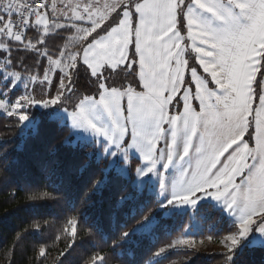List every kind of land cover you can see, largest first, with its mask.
I'll use <instances>...</instances> for the list:
<instances>
[{"label":"snow or ice","instance_id":"6c2138e0","mask_svg":"<svg viewBox=\"0 0 264 264\" xmlns=\"http://www.w3.org/2000/svg\"><path fill=\"white\" fill-rule=\"evenodd\" d=\"M62 3L63 8L58 9L57 0H0V52L7 54L4 70L13 66L11 45L5 41L24 44L25 33L35 29L43 34L37 43L45 44L43 37L49 32L76 27L75 23L69 25L70 21L90 23V27L78 29L80 50L67 56L61 51V59H53L47 47L37 49L31 41L26 46L60 69L58 85H53L46 71L39 90H30L36 76L29 79L15 71L5 74L0 70V117L10 118L8 124L15 136L41 139L47 133L51 137L47 140V151L53 157L49 161L51 167L57 166L54 157L59 146L68 144L73 136L81 141V146L71 153L73 160L84 159V166L93 158L97 163L106 161L101 171L103 179L93 183L90 191H100L109 182V171L114 169L116 175L111 182L117 188L118 199L114 201L113 214L135 199L128 186L119 183L120 177H128L137 187L144 177L156 176L161 195L167 197L163 203L156 201L159 208L187 206L194 212H203L206 209H197V205L211 197L233 217L228 234L218 242L223 249L222 264H236L237 250L251 233L264 238V0ZM105 21L109 23L101 28ZM81 60L90 76L96 78L95 93L83 96L64 82L71 81L66 69L78 70ZM196 62L211 81L198 73ZM137 63L138 72L134 68ZM108 70L117 76L138 75L144 91L124 88L123 84L120 88L108 85ZM186 71L190 73L187 81ZM211 82L218 90L209 88ZM21 85L24 91L17 95ZM178 94L176 102L183 101V112L170 116L169 105ZM125 98L126 115L122 104ZM193 100L199 102V111L192 106ZM254 101H258L255 107ZM33 109L43 111L37 116ZM46 124L57 127L45 128ZM164 124L169 125L168 129L163 128ZM65 130L67 136L63 135ZM55 132L61 134L59 138ZM245 134L254 140L255 147L243 140ZM160 140L165 143L158 148ZM84 148L94 151L83 154ZM130 154L135 155L134 160ZM169 168L179 173L178 179H166ZM245 170L247 176L243 177ZM238 176L243 177L239 184L235 183ZM4 178L0 170V179ZM151 218L152 212H144L136 227L120 230L113 239V249L142 231V226L151 227ZM78 219L67 221L71 242L67 245L69 251L62 254L66 257L75 250ZM258 242L261 241L250 243ZM176 243L195 247L194 240ZM162 252L164 248L156 255ZM40 254L44 255L43 250ZM83 264H109V259L101 250L90 254Z\"/></svg>","mask_w":264,"mask_h":264},{"label":"trees","instance_id":"16d2710c","mask_svg":"<svg viewBox=\"0 0 264 264\" xmlns=\"http://www.w3.org/2000/svg\"><path fill=\"white\" fill-rule=\"evenodd\" d=\"M108 23L109 21H105L101 28L106 27ZM87 27H90V24ZM70 28L65 30L71 31ZM32 33L38 32L32 29L29 35ZM66 34L68 33L60 34L59 30L49 32L45 38L46 42L49 39L59 42L56 51H53L50 45L47 47L49 54L55 56V59H61L58 55L61 51L67 56L80 50L82 42L79 41L77 47L78 42L74 43L75 38ZM6 43L15 45L13 41ZM45 46L37 44L36 47L44 49ZM23 50L33 54L25 56L30 57V64L26 66L27 69L21 71V67L27 63L22 62L23 57H17L15 63L18 64L20 71L18 69L15 71L21 72L22 75L41 77L45 57L39 56V53L32 49ZM77 67L78 70H66L71 76V81L65 79V84L80 96L95 93L96 78L90 76L89 70L86 71L82 60ZM134 68L138 72V63ZM52 73V83L58 85V78L62 77V73L58 70ZM105 75L110 76L106 81L110 86L120 88L123 84L124 88L130 86L137 92L143 91L138 75L120 73L117 76L116 72L111 70L105 72ZM259 78L258 73L256 80ZM187 80L188 76L185 81ZM20 92L19 90L17 95ZM41 111L43 110L38 111V115ZM8 119L10 118L0 117V170L5 176L4 179H0V264H61V262L83 264L90 254L101 250L107 254L109 264H222L223 252L204 250L205 246L201 250L190 246L170 248L172 247L170 245L174 244L173 239L182 237L188 223H192L188 213L173 212L162 215L160 211L154 218L157 219L156 223L148 230L147 225L142 226V231L133 233L120 248L113 249V239L120 230H131L136 227L142 214L144 212L147 214L157 206L155 196L146 192L139 193L129 178L120 177L119 183L126 184L135 199L127 202L113 214L114 201L118 199L117 188L111 182L112 177L116 175L115 171L109 172V182L100 191H90L93 183L103 179L101 171L105 168L106 161L101 160L97 163L93 158L84 166V159L71 158V153L81 145L74 146L68 143L59 146V152L54 157L58 161L57 166L51 167L49 161L53 157L47 151V140L51 137L47 133L41 139L15 136ZM44 127L55 129L57 125L46 124ZM54 134L58 138L61 135L59 132ZM63 135L67 136V130ZM92 151L94 149L84 148L83 154ZM131 159L134 160L135 157ZM134 177L133 174V179ZM197 209H206L195 214L202 228L193 231V227H189L192 232L188 236L211 242L209 236L213 237L212 241H219L223 235L228 234L227 230L231 228V224L220 208H214L205 202ZM74 217L79 218L78 236L74 245L75 250L66 257L62 254L69 251L67 245L71 242V226L67 221ZM165 247L167 251L164 250L160 256L152 258ZM41 250L44 252L43 256L40 254ZM234 260L236 264H264V246L251 247L243 243L237 250Z\"/></svg>","mask_w":264,"mask_h":264},{"label":"rangeland","instance_id":"374dc122","mask_svg":"<svg viewBox=\"0 0 264 264\" xmlns=\"http://www.w3.org/2000/svg\"><path fill=\"white\" fill-rule=\"evenodd\" d=\"M79 1H82V0H79ZM96 1H98V0H95V2ZM89 2H93V0H89ZM115 2V0H106V2H105V0H102V3L101 2H99V4H105V3H107V4H111V3H114ZM57 3H59L58 2V0H57ZM58 7V9H61V8H63V7H60L59 8V6H57ZM48 12L50 13V14H52V12H51V8H49L48 9ZM56 15L57 16H60V13L59 12H57L56 13ZM83 27H87V26H83ZM32 30V29H31ZM183 35H186V29H185V31L182 33ZM30 38V37H29ZM29 43V42H28ZM28 43H26L25 44V46H23V45H21V44H17V45H14V46H11V49H13V50H11V60H12V62H13V66L11 67V68H8L7 70H4V68H3V65H4V57L7 55L6 53H2V52H0V70H3L4 72H5V74L8 72V71H15V70H17L18 69V64H16L15 63V61H16V59H17V57H19V55L20 56H22L23 58H22V62L23 63H27L25 66H22L21 67V71H22V69H27V65L28 64H30V61H29V58H25V56L27 55V54H30V55H33L32 53H29V52H26L25 50H23L22 51V49H30V48H27L26 46L28 45ZM52 43V40L51 39H49L46 43H45V47H48L50 44ZM38 44V43H37ZM38 45H40V44H38ZM37 46V45H36ZM37 49H39L38 47H37ZM31 50V49H30ZM37 52V51H36ZM194 55V54H193ZM45 64V66H44V68H43V70H42V72H41V77H39V76H36L37 77V79H36V81L35 82H32V83H30V86H29V89L31 90L32 89V87L33 88H35L36 90H39V88H40V81L42 80V78H43V75L45 74V72H46V69L48 70L47 71V74H48V76H49V78L51 79V77H52V75H53V71H55V70H60L59 68H56V67H50L51 65H47L46 64V62H44L43 61V65ZM19 70V69H18ZM16 72V71H15ZM19 73V72H18ZM20 74H21V72H20ZM23 76L24 77H26V78H31V76H28V75H25V74H23ZM45 83H47V82H45ZM3 87V81L2 80H0V88H2ZM20 91L21 92H23L24 91V89H23V86L21 85V87H20ZM20 92V93H21ZM19 93V94H20ZM55 93V91L53 90L52 91V95H55L54 94ZM18 94V95H19ZM122 104H123V106H124V108H125V115L127 114V112H126V107H127V99L125 98L123 101H122ZM38 109H33V112L34 113H36L37 114V116H39L38 115ZM69 143H71L72 145H74V146H79V145H81V141H79V140H77L76 139V137L75 136H73V137H70L69 138ZM191 155H193V151H192V154ZM225 156H227V153H225L224 154ZM130 156L131 157H135L134 155H132V154H130ZM221 160L223 161L224 160V157L222 156L221 157ZM141 163H143V161L141 160ZM193 165H195V162H193ZM106 167V166H105ZM218 167H219V165H218ZM111 171H115L114 169H112V170H110L109 172H111ZM123 178H125V179H127L128 177H123ZM135 178V177H134ZM179 178V173L178 172H175V169L174 168H169L168 170H167V177H166V179H168V180H175V179H178ZM159 180L157 179V177L156 176H154V175H150V176H146V177H144V179H143V181L141 182V183H139L138 184V186L136 187L137 188V191L139 192V193H143V192H146L147 194H153L154 196H155V198L157 199V200H160L161 201V203H163L165 200H166V195H161V192H160V187H159ZM205 202H207V203H210L214 208H219V206H221V205H219L216 201H214V200H212L211 199V197H208V198H205V199H203V200H201L200 202H199V204L197 205V208H198V206L200 205V204H202V203H205ZM222 207V206H221ZM161 211V214L162 215H169V214H171V213H173V212H177V213H183V214H185V213H188V215H189V218L192 220V223H188V225H187V227L185 228V230H184V235H182V237H176L175 239H173V240H175L174 241V244H172V245H174V246H172V247H170L171 249H173V247H175V246H178V247H182V246H184V247H188L189 245H187V244H179V243H176L177 241H179V240H183V239H187V240H194L195 241V247H191V248H193V249H196V250H201L202 249V247L203 246H205V248H204V250H209V251H214V252H223V249H222V246L219 244V242L218 241H212V240H210L211 242H209L207 239H201V238H195V237H193V236H188V234L190 233V232H192V229H190L189 227H193V231L194 230H198V229H201L202 228V225L196 220V218H195V214H196V212H194L193 211V209L192 208H188L187 206H184V207H181V208H170V209H166V210H163V208H159L158 207V205L157 206H155L150 212H152V218H151V226L152 225H154L155 223H156V221H157V219L156 220H154V218L156 217V215H157V213H159ZM227 217H228V219H229V221H230V224L232 225V221H233V217H231V216H229V215H227ZM150 227H148L147 226V230L149 229ZM253 240H257V241H261V242H258V243H250L251 241H253ZM201 241H202V243H201ZM243 243H246L247 245H249V246H251V247H260V246H264V238H261V237H259V235L257 234V233H255V232H253V233H251L250 235H249V237L243 242ZM242 243V244H243ZM164 250L165 251H167V249H166V247L164 248ZM157 253V252H156ZM156 253L152 256V258H155V257H158L157 255H156ZM162 253H164V252H162ZM160 256V255H159Z\"/></svg>","mask_w":264,"mask_h":264},{"label":"crops","instance_id":"0c3cea01","mask_svg":"<svg viewBox=\"0 0 264 264\" xmlns=\"http://www.w3.org/2000/svg\"><path fill=\"white\" fill-rule=\"evenodd\" d=\"M58 2L59 3H57V6H59V8L60 7H63V3H62V0H58ZM83 2V0L82 1H79V0H72V3L73 4H75V3H82ZM96 2H101L102 3V0H98V1H96ZM105 2H106V0H105ZM100 5H104V4H100ZM50 8V7H49ZM52 15L53 14H50L49 13V18H50V21H51V17H52ZM60 22L61 23H64L65 22V20H64V18H63V16H60ZM69 23V25H71L72 23H75V25H76V27H71L69 30H71V31H66L65 29H59L60 30V34L61 33H68V34H66V36H73L75 39H74V43L75 42H78L77 43V47H78V45H79V41L80 40H78V35H80V33H79V31H78V29L79 28H81V27H83V26H87L88 24H90L89 22H87V21H74V22H68ZM59 30H54V31H52V32H50V33H53V32H55V31H59ZM75 33H74V32ZM43 34L42 33H37V34H35V33H32L31 35H29L28 36V38L26 39V41L24 42V45L23 44H21V45H23V46H25V44L26 43H28L29 41H31L32 43H36L37 42V40L42 36ZM30 37V38H29ZM47 36H44L43 38L45 39ZM72 37V38H73ZM7 42V41H6ZM9 43V42H8ZM15 45H17V44H19V43H14ZM37 45V44H36ZM50 46H51V48H53L52 50L53 51H56L57 49V46H59V42L58 41H53L52 40V43L50 44ZM77 51V50H76ZM19 57L21 58L22 56H20L19 55ZM53 59H55V56H53ZM44 62H46V64L47 65H50L49 63H48V60H47V57H45L44 58ZM64 63H66L67 62V60H64L63 61ZM44 66H45V64H44ZM195 66L198 68V73L201 75V76H203V77H206L207 78V80L208 81H211V77L207 74V73H204L203 72V69L199 66V63L198 62H196L195 63ZM50 67H55V66H50ZM55 69V68H54ZM67 70V69H66ZM18 71H20V70H18ZM58 71H60V70H58ZM90 71V70H89ZM258 74V73H257ZM185 79H186V77L188 76V80L190 79V73L189 72H185ZM254 85H255V82L253 83V88H254ZM209 88L210 89H213V90H218L217 89V86L215 85V83L214 82H211V83H209ZM192 90H193V92L195 91V84L193 83L192 84ZM143 91H144V89H143ZM182 92H183V88H181V90H180V94H182ZM165 95H167V93H165ZM179 97V94H178V96H177V98ZM177 98L176 99H174L173 100V102H172V104L171 105H169V108H168V114L171 116V115H178V114H180V113H182L183 112V101H180V103L179 104H177V102H176V100H177ZM191 103H192V106L196 109V111H199V102L198 101H196V100H193V101H191ZM258 104V101H254V104H253V106L255 107L256 105ZM180 105V106H179ZM168 127H169V125H167V124H164L163 125V128L164 129H168ZM251 131V130H250ZM243 140H245V141H248L249 142V146L250 147H255V142H254V140H250L249 139V137H248V135L247 134H245V136L243 137ZM164 143H165V141L164 140H160L159 141V143H158V145H157V147L158 148H160V147H163L164 146ZM169 143H170V138H169ZM233 147H235V145H233ZM192 151L193 150H191L190 149V155L192 154ZM229 151H231V149H229ZM194 154V153H193ZM228 154V153H227ZM135 156V155H134ZM186 159H188V158H186ZM193 162H195L194 160H193ZM249 163H251V160L249 159V161H248ZM247 176V170H245V172L243 173V177H246ZM242 176H238V177H236V180H235V183H237V184H239L240 183V181H241V179L243 178ZM210 191H215L214 189L213 190H210ZM219 208L223 211V208L221 207V206H219ZM223 213L224 214H226V215H228L226 212H224L223 211Z\"/></svg>","mask_w":264,"mask_h":264},{"label":"built area","instance_id":"2783aa9c","mask_svg":"<svg viewBox=\"0 0 264 264\" xmlns=\"http://www.w3.org/2000/svg\"><path fill=\"white\" fill-rule=\"evenodd\" d=\"M29 31H30V29L25 33V37L27 36V34L29 33ZM25 37H24V38H25Z\"/></svg>","mask_w":264,"mask_h":264}]
</instances>
